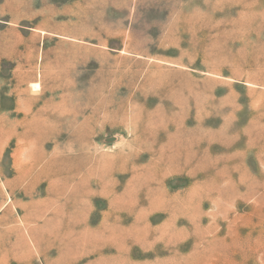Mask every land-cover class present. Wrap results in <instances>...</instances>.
<instances>
[{
  "label": "rangeland",
  "instance_id": "rangeland-1",
  "mask_svg": "<svg viewBox=\"0 0 264 264\" xmlns=\"http://www.w3.org/2000/svg\"><path fill=\"white\" fill-rule=\"evenodd\" d=\"M0 264H264V0H0Z\"/></svg>",
  "mask_w": 264,
  "mask_h": 264
}]
</instances>
